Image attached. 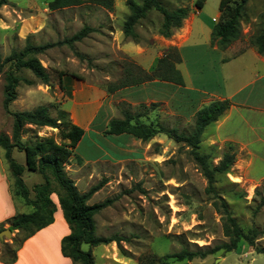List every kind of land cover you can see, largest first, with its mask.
Here are the masks:
<instances>
[{
  "label": "rangeland",
  "instance_id": "374dc122",
  "mask_svg": "<svg viewBox=\"0 0 264 264\" xmlns=\"http://www.w3.org/2000/svg\"><path fill=\"white\" fill-rule=\"evenodd\" d=\"M50 1L52 0H8L7 4L0 7L2 59L13 50L23 49L27 41L46 44L70 38L84 26H90L93 30L82 40L74 41L72 44L53 46L38 55L49 73L48 84L42 83L30 70L24 68L20 70L18 75L21 80L16 89L17 97L10 104L9 109L10 111L36 110L40 106H46L49 114L57 117L59 110L67 111L66 109L75 108L81 114L80 122L86 125L87 108L94 113L98 98L96 94L89 92L86 84L100 85L107 88L109 92V88L117 86L122 81L127 65H131L134 72H137L135 65L138 64L123 50L127 41H135L125 37L122 30L130 10L127 0H115L112 9L105 8L93 0H83L78 5L56 10L49 9ZM135 1L142 3V0ZM163 1L170 9L177 6H186L190 9L194 36L187 45H191L194 41L203 44L195 50L185 48L186 60L179 68L185 74L193 75L196 83L202 80L207 81L209 77L215 80L217 72L221 71L215 67V64L222 51L216 52L211 49V33L208 28L215 23L213 18L219 12L220 0H205L202 8H197L196 0ZM161 21L162 14L155 9L151 10L148 16L141 19L135 26V31L139 35L135 42L143 46L154 45L161 36L159 33ZM241 23L242 36L233 43L234 46L236 45L235 53L229 49L225 53V58L233 57L234 54L250 46L249 39L264 29V0H249L242 10ZM199 27L201 33L197 34L196 30ZM132 61L134 65L131 64ZM244 62L248 64L253 62L250 54L243 56ZM8 66L9 64L5 65V69ZM194 69L199 73L197 74ZM249 69L246 76L248 79L262 74L256 69ZM262 81L264 79L258 77L257 84ZM4 86V75L0 73V133L11 135L13 117L4 107ZM74 88H77L78 94L73 97L74 99H70ZM147 91L150 89L143 91V94ZM75 101L78 104H75ZM85 101L91 104L83 108L79 103ZM141 104L147 107L143 108ZM154 106L156 104L147 105L143 102L136 106L126 102L116 105L121 117L123 110H129L132 113L142 111L146 114L141 117V120L146 122H151L147 113ZM81 109L84 110V114ZM67 112L72 120L69 111ZM104 116L103 111L97 114L85 139L75 149L76 158L80 159V155L86 151L100 153L96 148L92 150L91 146L93 141H101L94 132L102 128ZM177 124H180L178 120L169 115L166 126L174 127ZM193 125L194 123L181 124L179 129L189 133ZM25 127L22 135L24 141L33 139L37 135H53L58 142H62L57 128L38 127L31 124ZM212 127L210 126L209 130ZM159 135L163 140L151 143L141 142V148L146 152L144 160L125 163L124 168L121 169L98 168L99 165L85 166L84 171L94 168L96 174L87 179V175L81 172L83 175L79 177V181H74L77 182L76 187L83 192L102 179L107 180L89 200L90 204H94L111 199L108 206L94 215L96 234L103 237L117 236L121 240L119 243L112 241L92 247L89 244H83L84 250H92L95 264H144V262L149 264L153 258H156L154 264H264V205L259 206L260 199L264 197V182L254 190L251 188L248 191V188L242 184H233L232 168L229 173L220 177L216 186L228 201L232 214L243 230L251 233V230L256 227L261 231L255 239V245L251 246L243 241L236 251L225 252L221 249L214 254L195 257L192 260L179 261L167 256L182 248L210 249L229 242L230 239L225 233L221 213L215 207L212 196L205 191L207 180L189 153V147L183 143H176L167 135ZM228 146L229 144H225L223 150L228 149ZM235 150L237 151L236 146ZM13 156L20 163L25 164L24 151L14 149ZM211 156L212 163L217 164L222 156L221 150L213 148ZM0 161L8 167L12 177L9 163L5 158V150L2 147H0ZM84 162L80 159L81 164ZM68 164H70L69 161ZM68 164L65 170L66 172L69 170L74 177L73 168H70ZM91 164V162L87 163V165ZM254 166L256 170V163ZM71 176L69 175L70 178ZM24 179L31 189L32 196L34 195L33 183L44 181L41 173L30 171L25 173ZM54 185L57 184L54 183ZM15 189V186L13 189L11 187V192L12 190L15 192ZM14 194L12 198L16 206L15 197L18 201L20 198L16 193ZM0 195L4 196L3 192ZM53 197L55 201H58L56 193H53ZM0 203H3V199ZM23 206L26 207V204L24 203ZM30 210L32 209L28 206L24 210L17 209L16 213H26ZM69 229V223L62 214L59 215L58 222L50 234L49 248H43V244L27 247L21 255L20 263L28 259L32 264H43L45 260L49 264H68L58 255L57 240L61 239L63 234L67 235ZM23 237V232L14 230L12 238L0 240V250L3 253L1 262L10 264L9 260L15 254L17 255L18 249L22 247L20 244ZM14 249H16L15 252ZM71 264L78 263L72 261Z\"/></svg>",
  "mask_w": 264,
  "mask_h": 264
},
{
  "label": "trees",
  "instance_id": "16d2710c",
  "mask_svg": "<svg viewBox=\"0 0 264 264\" xmlns=\"http://www.w3.org/2000/svg\"><path fill=\"white\" fill-rule=\"evenodd\" d=\"M95 3L112 9L115 0H93ZM205 0H196L197 8H202ZM249 0H220L219 19L214 23L211 32L212 45L219 49H226L242 36V10ZM83 0H52L48 3L51 10H56L72 5H78ZM8 0H0V7L7 4ZM130 13L126 17L122 30L125 37L137 40L138 34L135 26L141 19L148 16L151 10H157L162 14V21L159 33L165 37L173 35L179 29L183 21L189 16L190 9L186 6L168 8L163 0H142L138 3L135 0H127ZM92 27L84 26L80 31L70 38H65L57 42L46 44H35L30 41L21 50H13L7 57L2 59L0 55V73L4 75V107L13 117L11 135L0 133V147L5 150V158L14 179L15 193L32 208L30 212L15 214L8 219L9 227L12 231L19 230L24 233L21 241L34 235L38 230L54 222V214L57 206L61 208L66 221L70 226V233L61 240V252L69 257L74 263L95 264L92 250H84L83 244L98 246L108 244L112 241L120 242L117 236L103 237L96 234L94 215L108 206L111 199L103 202L90 204L89 200L107 182L102 179L99 183L91 186L87 191L81 192L73 179L69 177L65 170L69 158L77 144L84 135V128L74 123L69 117L68 112L61 109L59 115L53 117L49 114L46 106H40L36 110L10 111V104L16 99V89L21 80L18 75L20 70H30L42 83L48 84L50 76L42 64L39 54L47 49L62 44H72L74 41L82 40L92 31ZM251 46L264 55V29L249 39ZM181 60L175 47H168L161 56L152 71H147L139 65H135L137 72L131 65L125 67V75L122 81L115 87L109 88L112 92L118 88L142 84L154 79H161L176 84L184 85V78L181 71L177 68V62ZM9 64L5 69V65ZM131 64L134 65L133 61ZM29 82V80H27ZM155 103H152L154 105ZM230 101L214 100L200 108L195 115L193 129L189 133L180 131L177 127H167L159 122H146L141 117L146 114L142 111L132 113L129 110L122 111V117L112 118L105 131L109 135L130 134L144 142L150 141L159 134L167 135L176 143H183L189 147V153L198 164L202 175L207 180L205 191L212 196L213 203L221 213L225 233L229 237V242H224L213 248L181 250L167 255L176 260H192L195 257H206L214 254L221 249L225 252L236 251L240 248L243 241L249 245H255L257 235L261 231L254 227L251 233H246L232 214L229 203L217 188L216 183L220 177L229 173L236 161L235 146L231 143L226 149L217 164L212 163L211 153L201 150L202 135L208 125L216 122L230 107ZM141 107H147L144 104ZM31 124L38 127L50 126L59 130L62 142H58L53 135L36 136L33 139L24 141L22 135L25 126ZM25 152V164L20 163L14 156L13 150ZM26 171L41 173L44 181L36 183L31 189L24 179ZM52 177V178H51ZM57 184L56 186L54 185ZM237 185L238 183L233 182ZM53 193L57 194L58 201L53 199ZM264 205V197L260 199L259 206ZM5 229L3 225L0 230ZM19 245V246H20ZM16 249H14V252ZM262 251V250H259ZM16 254L9 260L14 262ZM0 259L2 257L0 256ZM159 260V259H158ZM161 260V258H160ZM153 258L149 264H154ZM144 264H148L145 263Z\"/></svg>",
  "mask_w": 264,
  "mask_h": 264
},
{
  "label": "crops",
  "instance_id": "0c3cea01",
  "mask_svg": "<svg viewBox=\"0 0 264 264\" xmlns=\"http://www.w3.org/2000/svg\"><path fill=\"white\" fill-rule=\"evenodd\" d=\"M219 16L220 12L213 18V21L216 22ZM192 18V14L191 16L189 14L183 21L182 26L175 30L173 35L170 37H165L163 35L159 36L157 39L158 41L154 45L143 46L135 41H127L123 46V50H125V52L143 69L152 71L158 59L163 56L166 49L168 47H175L181 58V60L177 62V68L180 69L179 66L186 60L184 49L195 50L197 47L203 45L197 41L192 42L191 45H187L194 36ZM212 28L213 25H210L208 28L210 33L212 32ZM196 32L200 34L201 28L199 27ZM235 46L231 44L224 50L219 49L215 45L211 46L213 51H222L215 64V67L221 70L217 72L215 80L209 77L207 81L202 80L200 83H196L193 75L190 73L185 74V72L180 69L184 78V85L157 78L142 84L121 87L109 93L107 88L100 85L86 84L89 88V92L98 96L95 102V112H90V108H87L86 125L80 122L81 114L75 108L66 110L69 111L73 122L80 125L85 130L84 135L75 149H77L85 139L97 114L101 111L105 113L102 128L94 132L101 141H93L91 146L92 150L96 148L101 154L93 151H86L80 155L81 157L79 156L81 160L83 159L85 161L81 164L80 159L75 156L74 149L69 158L70 164L68 165L70 168H73L72 170L75 176L72 177L69 170L67 171L71 178L74 181H79V177L83 175L81 172L87 175V179L91 178V175L96 174L94 168L84 171L83 168L85 166L99 165L97 166L98 168L121 169L124 168L125 165L123 166V164L125 163L139 162L145 159L146 152L141 148V139L129 134L109 135L105 133L109 121L114 117H121V113H119L116 107L117 104L126 102L132 106H136L142 102L147 105L155 103L156 106L147 113L150 120L159 121L166 126L168 116L170 115V117L176 118L180 123L174 127L180 128L181 124H193L196 112L204 105L214 100L228 99L231 103L230 107L216 122L206 127L202 135L201 150L211 153L213 148H217L223 153V146L225 144L231 143L235 145L237 148V158L235 165L232 167L234 171V174L231 175L232 180L246 186L248 191L251 188L254 190L255 187L261 185L264 182V81L258 84L257 82L258 77L262 80L264 79V55L260 54L255 47L250 45L244 50L234 54L233 57L225 58V53L229 49L234 51ZM153 49H155V51H152ZM246 54H250V58L253 61L251 64L246 62L243 63V56ZM240 58H242V60H240ZM249 68L256 69L262 74L260 76L255 75L254 78L248 79L246 76L248 71H250ZM194 71L197 74L199 73L196 69H194ZM148 88L150 91L143 94V91ZM77 94L78 90L74 88L72 92L73 96L70 99H74L73 97H76ZM74 103L78 104L76 101ZM90 104L91 103L87 101L79 103L83 108ZM81 112L84 114L83 109H81ZM210 126H213L211 130H209ZM157 140H163L161 135L155 136L148 142H157ZM94 154L96 156H93ZM88 162L92 164L87 165ZM255 163L257 165L256 170L254 169ZM7 168L8 167L0 161V194L2 192L4 194V196L0 195V201L3 199V203H0V226L3 225L4 228L9 227L7 221L10 217L17 214V209L24 210L28 207V205L24 207V201L22 199L18 201L16 197L15 206L12 198V194L15 192H13V190L11 192V187L13 189L14 186V180ZM27 172L28 171L25 173ZM87 179L84 180L86 181ZM36 183L40 182H34L33 185ZM75 184H77V182H75ZM61 214L63 216L61 208L57 206V210L54 214V222L38 230L34 235L24 240L21 245L22 247L18 249L17 259L10 264H32V262H30L31 260L28 261V259L20 263V258L22 253L25 252V249L34 244L37 246L43 244V248H49L51 241L50 234L53 232V227L56 226L58 216ZM68 231L67 234L70 233V229ZM64 235L66 234H63L62 237H64ZM62 237L57 240V252L60 258H64L63 260L71 264V259L64 256L61 252L60 246ZM2 254V250H0V256ZM0 264L4 263L0 261ZM43 264L49 263L45 260Z\"/></svg>",
  "mask_w": 264,
  "mask_h": 264
},
{
  "label": "water",
  "instance_id": "95a60500",
  "mask_svg": "<svg viewBox=\"0 0 264 264\" xmlns=\"http://www.w3.org/2000/svg\"><path fill=\"white\" fill-rule=\"evenodd\" d=\"M13 232L10 228H5L0 230V240H4L5 238H12Z\"/></svg>",
  "mask_w": 264,
  "mask_h": 264
}]
</instances>
